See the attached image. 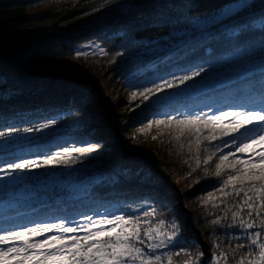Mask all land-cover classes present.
Wrapping results in <instances>:
<instances>
[{
    "label": "trees",
    "instance_id": "obj_1",
    "mask_svg": "<svg viewBox=\"0 0 264 264\" xmlns=\"http://www.w3.org/2000/svg\"><path fill=\"white\" fill-rule=\"evenodd\" d=\"M103 1L0 0V131L5 133L0 144L20 136L32 140L27 147L1 151L0 161L42 158L65 146L100 145L97 153L81 157L82 163L41 168L15 177L14 184L3 182L0 222L6 216L16 220L9 222L13 227L61 216L80 222L84 215L96 216L105 209L139 216L142 224L151 219L152 227L161 219L166 226L175 220L188 241L186 250L198 264H206L210 257L215 264L221 252L228 259H220L219 264H239L248 251L247 246L235 247L239 233L228 229L226 236L218 226H211L213 219L243 198V193L235 197L231 185L224 188L227 173L214 174L222 153L205 164L210 152L202 145L197 156L189 148L194 138L185 135L177 140L173 129L155 125L149 129L147 123L164 118L163 112L206 116L248 101L254 102L252 106L264 103V60L230 77L216 76L208 90L173 103L157 101L155 96L145 101L132 94L170 71L203 62L209 58L208 49L218 59L209 72L251 51L262 55L260 33L244 30L234 42L217 28L149 53L155 42L191 29L190 21L214 16L234 0H125V7ZM252 3L255 8L226 23L246 25L259 13L260 0ZM97 4L92 14L79 17L83 9ZM90 44L107 55L82 52L81 47ZM237 44L241 49L233 52ZM52 119L56 124L48 129L7 135L11 129L36 127ZM52 174L71 177L83 183V189L40 187ZM220 188L232 195L225 196ZM152 208L157 214L144 217L143 212ZM241 215L246 216V210ZM186 258L183 253L174 255L173 264H183Z\"/></svg>",
    "mask_w": 264,
    "mask_h": 264
},
{
    "label": "snow or ice",
    "instance_id": "obj_2",
    "mask_svg": "<svg viewBox=\"0 0 264 264\" xmlns=\"http://www.w3.org/2000/svg\"><path fill=\"white\" fill-rule=\"evenodd\" d=\"M241 2L234 0L233 4L219 10L215 16L223 18L210 26V33L221 28L235 42L244 30H254L260 33L261 41L264 42V0H260L258 15H252L246 25L232 27L226 23L256 7L252 0L238 7ZM234 7L235 11L231 15H224L226 9ZM211 18L190 21L191 31L195 30L196 24ZM238 49L241 47L237 44L233 52ZM101 53L107 55L103 49ZM212 53L213 50L208 49L209 58L203 62L183 66L178 71H170L167 75L159 76L158 80L150 81L142 91L134 92L133 98L140 96L148 101L155 96L157 101H161V93L174 89L184 91L204 78L213 62L218 60L212 58ZM117 55L124 53L118 52ZM253 103L248 101L239 106L225 107L206 116L163 112L164 118L147 123L149 129L153 125L158 129L161 126L173 129L177 140L185 135L194 138L189 148L194 149L197 156L202 145L203 151L210 152L204 160L205 164L212 161L218 152L222 153L215 164L214 174L220 177L227 173L223 181L224 188L231 185L235 197L243 193V198L231 205L222 217L213 219L211 226H218L226 236L228 229L239 233L235 236L239 241L235 247H248L247 258H241L239 264H264V103L255 102L256 106H252ZM55 124L56 120L52 119L36 127L11 129L7 135L33 133ZM3 136L5 133L0 131V137ZM224 137L232 139L225 140ZM217 141L220 143L216 144ZM225 148L229 151L225 152ZM99 149L98 143L71 148L65 146L62 151L46 154L42 158L0 161V180L14 179L41 168L82 163L81 157L87 158ZM224 188L219 191L225 196L232 195V192H225ZM233 208L236 210L233 211ZM245 210L246 216L241 215ZM228 212H231L230 220ZM156 214L155 208L143 212L147 218ZM10 221L16 220L6 216L0 222V264H173V256L180 257L182 253L188 257L183 264H198V259L191 258L192 254L186 250L188 241L175 220L171 222L170 228L165 226L163 219L152 227L151 219L142 224L139 216L105 209L96 216L84 215L80 222L61 216L31 220L13 227L9 226ZM165 249L168 251L165 252ZM202 255V252L198 253V256ZM220 259L227 261L228 256L221 252L215 264H219ZM206 264H213V258L210 257Z\"/></svg>",
    "mask_w": 264,
    "mask_h": 264
},
{
    "label": "rangeland",
    "instance_id": "obj_3",
    "mask_svg": "<svg viewBox=\"0 0 264 264\" xmlns=\"http://www.w3.org/2000/svg\"><path fill=\"white\" fill-rule=\"evenodd\" d=\"M112 2H121V4H119V7H125L126 5V1L125 0H104L102 4L107 5L109 3ZM248 1H242L240 5H238V7H243L245 5V3ZM99 4L94 5V6H89L86 9H83V14H81L79 17H84L87 15L92 14L95 9H97L99 6ZM235 11V7L232 9H226L224 15H231V13ZM222 16H212L211 19L204 21L203 23H198L195 25V30L188 29V30H184L179 32L178 34H176L174 37L168 39L165 38L163 40L157 41L154 44H152V46L149 47V49L147 50V52H153V53H158L162 50H164L168 44L172 45L175 41L176 42H183V41H187V40H191V39H195L196 37H198L201 34H207L209 32V28L212 24H214L216 21H218L219 19H222ZM203 20V19H202ZM82 52H91V53H100L101 49L98 48L96 45H84L83 47H81ZM81 51V50H80ZM254 51L248 52V55H242L241 57L238 56L234 59H227L224 64H217L216 68L219 69V71L217 70V72H209L207 74L206 77L200 79L196 84L192 85L191 87L185 89L184 91L181 90H177L173 93L170 94H166L163 96V100H161L162 102H169V103H173L179 99H184V98H192L194 96H196V94H198L201 90H208L213 82V79L216 78V76H220L223 79L226 77H230L233 73L239 71L241 69V71L249 68L254 62H257L259 60H264V54L259 55L257 53H253ZM224 67V69H223ZM223 69V70H222ZM211 71V69L209 70ZM2 79V77L0 76V80ZM211 82V84H210ZM210 84V85H209ZM32 143V140L30 139V137L28 136H20L18 138L12 139L10 141H7L3 144H0V152L1 151H5V150H9L11 148L14 147H27ZM3 182H7L8 184H14L16 183L15 179L14 180H9V179H5V180H0V186ZM54 185H59V187H70V188H75V189H83L81 187H83V183L81 182H77L73 179H71V177H63L59 174H52L47 176L46 178H44L42 180V182L40 183V187H52ZM83 220V219H82ZM81 220V221H82ZM166 226V225H165ZM170 228V225L166 226ZM165 252H167L168 250L165 249Z\"/></svg>",
    "mask_w": 264,
    "mask_h": 264
}]
</instances>
